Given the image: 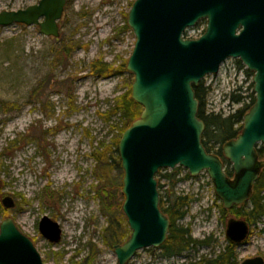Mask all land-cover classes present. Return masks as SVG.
<instances>
[{
  "label": "rangeland",
  "instance_id": "obj_1",
  "mask_svg": "<svg viewBox=\"0 0 264 264\" xmlns=\"http://www.w3.org/2000/svg\"><path fill=\"white\" fill-rule=\"evenodd\" d=\"M38 1L0 0V12ZM134 1L67 0L58 21V38L43 36L36 26L0 28V223L11 218L45 264H117L113 248L103 241V231L110 218L126 223L121 212L123 172L113 171L112 183L105 187L94 175L90 155L118 138L125 122L120 115L107 118V113L131 89L133 77L126 71L97 78L89 74L88 66L99 58L113 67L128 60L135 40L125 24ZM197 25L187 37L205 29V24ZM236 61L228 59L218 75L202 80L209 89L207 112L214 108L223 116L234 113L242 105L230 102L233 92L244 103L251 100L252 75ZM258 162H264V156ZM186 173L181 171L179 177ZM102 187L113 196H102ZM175 190L192 198L179 224L190 228L193 240L211 238L210 245L174 258L162 257L159 248L143 249L129 264L197 263L213 258L227 245L226 225L235 217L221 216V201L209 177L202 173L184 179ZM7 196L15 203L12 209L1 205ZM108 204L111 213L105 214L101 207ZM43 216L58 223L59 243L40 235L38 223ZM251 229L248 239L234 250L237 264L257 256L264 259V222Z\"/></svg>",
  "mask_w": 264,
  "mask_h": 264
},
{
  "label": "water",
  "instance_id": "obj_2",
  "mask_svg": "<svg viewBox=\"0 0 264 264\" xmlns=\"http://www.w3.org/2000/svg\"><path fill=\"white\" fill-rule=\"evenodd\" d=\"M67 0H39L16 11L0 12V28L36 26L45 37L58 38V21ZM203 33L194 39L184 34L199 22ZM134 44L126 63L132 75L131 99L141 106L140 117L122 133L117 147L123 172L121 212L129 238L116 245L117 264H129L143 249L160 248L169 220L159 208L158 171L186 170L191 178L205 173L224 210L246 203L264 162V0H135L127 15ZM228 59L238 60L252 73L254 104L243 117L242 130L222 147L231 166L228 178L220 158L207 153L201 143L204 123L197 117L194 87L207 76L217 75ZM1 205L12 209L11 197ZM40 235L56 244L61 240L57 222L43 216ZM249 226L231 218L225 236L243 243ZM0 264H45L32 241L11 218L0 223ZM239 264H264L260 256Z\"/></svg>",
  "mask_w": 264,
  "mask_h": 264
},
{
  "label": "trees",
  "instance_id": "obj_3",
  "mask_svg": "<svg viewBox=\"0 0 264 264\" xmlns=\"http://www.w3.org/2000/svg\"><path fill=\"white\" fill-rule=\"evenodd\" d=\"M198 24H205V22L202 21ZM125 28L129 29L126 24ZM184 36H186V33ZM59 53L60 52H58V54ZM58 54H56V56L59 58L60 56ZM126 63L127 61L124 60L121 61L117 67H113L99 58L89 64V74L97 78L122 74L126 72ZM236 63L238 66H241V63L238 60ZM247 74L252 75V73H249L248 71ZM208 92L209 89L204 86L203 81H201L198 86L194 87L195 98L198 102L197 117L204 123L201 143L207 153L214 154L220 158L224 165L226 175L228 178H231L233 173L230 169V164L222 155V147L225 143L235 139L240 134L243 117L254 104L255 97L252 93L249 105L244 103L243 106L237 109L234 113L223 116L221 113L214 114L206 111ZM242 101L243 97L240 94H235L234 92L231 94V103L238 104ZM141 112V106L131 99V89L129 88L125 94L117 98L114 109L107 113V118L109 115H120L119 119H123L125 123L119 130L118 138L114 140L112 146L103 147L101 149L98 148L90 155L95 163L94 175L97 180L104 183L103 185L105 187L108 186V183H112V172L121 170L117 154L119 139L124 130L140 117ZM257 152L258 156H264V153H262V147L261 149H258ZM225 166H228V168H225ZM181 171L184 170L178 167L171 171L163 169L157 173V188L160 196L159 208L169 220V230L166 240L159 248L162 257L164 258L179 257L191 249H195L199 246H208L211 243V238L193 240L190 236V228L179 224V222L187 215L192 201L191 197L180 195L175 190L178 182L191 178L188 173L182 178L179 177ZM162 179L166 182L161 183ZM105 187L101 188V195L111 198L113 194L106 191ZM101 209L105 214L111 213V206L109 204L103 205ZM218 209L223 218L230 214L233 215L235 219L244 220L250 228V236L252 234L251 228H255L256 224L259 222H264V169L259 171L258 179L255 182L251 196L246 203L240 206H233L230 210H224L221 204ZM129 235L130 231L123 220L110 218L108 226L103 231V241L105 245L114 248V246L124 243L129 238ZM235 248V244L227 242V245L222 251L216 254L213 258L200 259L197 263L191 264H237V258L234 254Z\"/></svg>",
  "mask_w": 264,
  "mask_h": 264
},
{
  "label": "built area",
  "instance_id": "obj_4",
  "mask_svg": "<svg viewBox=\"0 0 264 264\" xmlns=\"http://www.w3.org/2000/svg\"><path fill=\"white\" fill-rule=\"evenodd\" d=\"M193 29H195V28H193ZM191 30V29H190ZM189 31V30H188ZM187 31V32H188ZM193 31V30H192ZM196 31H198L197 32V34L196 35H193V36H186L187 38H197V37H199L201 34H202V32L204 31V28L202 29V31H200V30H198V29H196ZM187 32H186V35H187ZM219 72H220V69H219ZM219 72L217 73V75L219 74ZM244 72H246L247 73V69H246V67L244 68ZM215 76V75H214ZM243 80V79H242ZM233 89L235 88V90H238V87H236V85H234L233 87H232ZM250 102H251V100L249 101V102H246L245 104H247V105H249L250 104ZM243 104H244V102L242 101V102H240V105H242L243 106ZM241 106V107H242ZM240 107V108H241ZM214 109V108H213ZM213 109H208L209 110V112L208 113H214V114H223L222 112H219L220 110H213ZM231 112H228L227 113V115L228 114H230ZM224 115V114H223ZM226 116V115H225Z\"/></svg>",
  "mask_w": 264,
  "mask_h": 264
},
{
  "label": "flooded vegetation",
  "instance_id": "obj_5",
  "mask_svg": "<svg viewBox=\"0 0 264 264\" xmlns=\"http://www.w3.org/2000/svg\"><path fill=\"white\" fill-rule=\"evenodd\" d=\"M229 243H231V242H229ZM232 244H233V243H232ZM235 245H236V247H237V246H238V245H240V244H238V245H237V244H235Z\"/></svg>",
  "mask_w": 264,
  "mask_h": 264
}]
</instances>
